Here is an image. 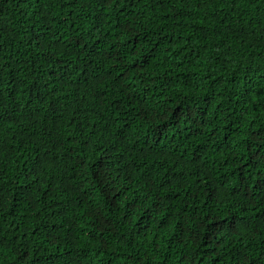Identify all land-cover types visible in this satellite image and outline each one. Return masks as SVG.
<instances>
[{
	"label": "trees",
	"instance_id": "16d2710c",
	"mask_svg": "<svg viewBox=\"0 0 264 264\" xmlns=\"http://www.w3.org/2000/svg\"><path fill=\"white\" fill-rule=\"evenodd\" d=\"M0 40V264H264V0H0Z\"/></svg>",
	"mask_w": 264,
	"mask_h": 264
},
{
	"label": "snow or ice",
	"instance_id": "6c2138e0",
	"mask_svg": "<svg viewBox=\"0 0 264 264\" xmlns=\"http://www.w3.org/2000/svg\"><path fill=\"white\" fill-rule=\"evenodd\" d=\"M100 3H101V5H103L105 3H114V0H100ZM41 12H42V10H38V13L37 14H41ZM2 44H3V41L0 40V45H2ZM261 172H262V175L259 178L260 183L258 184V190L264 191V169H261ZM114 179L115 178H113V180ZM226 227H227V225L226 224H223V225L220 226V230H224ZM212 235L214 237L216 235V233L213 232ZM24 259H27V257H24ZM261 259L264 260V257H261ZM201 264H202V262H201ZM251 264H255V259H253L251 261Z\"/></svg>",
	"mask_w": 264,
	"mask_h": 264
}]
</instances>
